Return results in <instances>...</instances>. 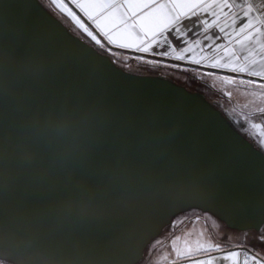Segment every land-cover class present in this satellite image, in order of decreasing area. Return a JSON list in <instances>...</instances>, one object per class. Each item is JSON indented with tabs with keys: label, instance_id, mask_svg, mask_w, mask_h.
<instances>
[{
	"label": "water",
	"instance_id": "water-1",
	"mask_svg": "<svg viewBox=\"0 0 264 264\" xmlns=\"http://www.w3.org/2000/svg\"><path fill=\"white\" fill-rule=\"evenodd\" d=\"M191 208L259 230L264 151L202 91L0 0V259L137 264Z\"/></svg>",
	"mask_w": 264,
	"mask_h": 264
},
{
	"label": "crops",
	"instance_id": "crops-1",
	"mask_svg": "<svg viewBox=\"0 0 264 264\" xmlns=\"http://www.w3.org/2000/svg\"><path fill=\"white\" fill-rule=\"evenodd\" d=\"M49 2L97 48L172 69L234 116L264 111V4L260 0ZM260 235L246 236L251 244H245L243 237L227 246L155 264H239L241 247L258 257L254 264H264V234Z\"/></svg>",
	"mask_w": 264,
	"mask_h": 264
},
{
	"label": "rangeland",
	"instance_id": "rangeland-1",
	"mask_svg": "<svg viewBox=\"0 0 264 264\" xmlns=\"http://www.w3.org/2000/svg\"><path fill=\"white\" fill-rule=\"evenodd\" d=\"M108 53L118 65L128 71L145 74H169L167 70L151 67L147 61L140 60L137 57L126 55L124 58L116 56L112 52ZM186 87L194 90L191 85ZM212 101L227 110L221 103L215 100ZM234 117L237 122L232 123L239 132L243 134L242 127L244 126L249 132V136L257 142L256 144L264 146V111L251 115L240 114ZM253 233H260V236H262L264 234V224L259 230L239 231L227 227L224 222L208 212L191 208L176 214L172 218L161 233L148 243L143 258L137 264H155L170 258L227 246L236 243L243 237L247 240L246 236L253 235ZM243 242L248 243L247 241ZM0 264L12 263L0 259Z\"/></svg>",
	"mask_w": 264,
	"mask_h": 264
},
{
	"label": "trees",
	"instance_id": "trees-1",
	"mask_svg": "<svg viewBox=\"0 0 264 264\" xmlns=\"http://www.w3.org/2000/svg\"><path fill=\"white\" fill-rule=\"evenodd\" d=\"M49 11H51L55 16H57L67 27L68 29L75 35L79 36L81 39H83L84 41L91 43L92 45H94V43L90 42L80 31H78V29H76L63 15H61L59 12H57L53 5L49 2V0H39ZM95 46V45H94ZM96 47V46H95ZM196 90V89H195ZM203 92V91H202ZM204 93V92H203ZM212 101V100H211ZM213 102V101H212ZM214 104H216L215 102H213ZM217 105V104H216ZM222 105V104H221ZM218 106V105H217ZM223 112L224 114L231 119V121L234 123L236 120H233L230 117V112L228 110H224L223 106H218ZM237 122V121H236ZM235 122V123H236Z\"/></svg>",
	"mask_w": 264,
	"mask_h": 264
},
{
	"label": "flooded vegetation",
	"instance_id": "flooded-vegetation-1",
	"mask_svg": "<svg viewBox=\"0 0 264 264\" xmlns=\"http://www.w3.org/2000/svg\"><path fill=\"white\" fill-rule=\"evenodd\" d=\"M164 69V68H163ZM165 70H167L168 71V73L169 74H165L166 76H169V77H171L173 80H175V81H177V82H179V83H182V84H184V85H188L187 83H185L181 78H179V76L178 75H176L175 74V71L174 70H172V69H165ZM198 90V89H197ZM199 91H201V90H199ZM205 94V93H204ZM216 103V102H215ZM230 117L233 119V120H235V117H234V115L233 114H231L230 113ZM243 129H242V132H243V135L244 136H246V137H248L251 141H253L254 142V144L256 145V146H258V148H260L262 151H264V146H262V145H257L256 143V141L251 137V136H249V132L246 130V128H244V126L242 127ZM248 243H252V241L251 240H249V239H247L246 240ZM6 261V260H5Z\"/></svg>",
	"mask_w": 264,
	"mask_h": 264
},
{
	"label": "built area",
	"instance_id": "built-area-1",
	"mask_svg": "<svg viewBox=\"0 0 264 264\" xmlns=\"http://www.w3.org/2000/svg\"><path fill=\"white\" fill-rule=\"evenodd\" d=\"M238 251L240 254L239 264H254L258 260V257L247 248L241 247Z\"/></svg>",
	"mask_w": 264,
	"mask_h": 264
},
{
	"label": "snow or ice",
	"instance_id": "snow-or-ice-1",
	"mask_svg": "<svg viewBox=\"0 0 264 264\" xmlns=\"http://www.w3.org/2000/svg\"><path fill=\"white\" fill-rule=\"evenodd\" d=\"M237 3H239V0H236ZM261 4H264V0H260Z\"/></svg>",
	"mask_w": 264,
	"mask_h": 264
}]
</instances>
